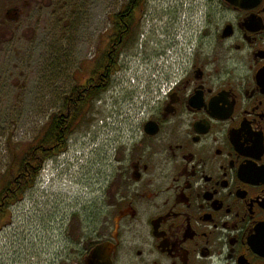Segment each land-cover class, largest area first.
Instances as JSON below:
<instances>
[{"label":"flooded vegetation","instance_id":"obj_1","mask_svg":"<svg viewBox=\"0 0 264 264\" xmlns=\"http://www.w3.org/2000/svg\"><path fill=\"white\" fill-rule=\"evenodd\" d=\"M43 3L0 0V54L33 42ZM129 4L91 59L115 77L137 64L140 85L109 114L99 225L59 264H264V0ZM158 84L168 95L143 105Z\"/></svg>","mask_w":264,"mask_h":264},{"label":"rangeland","instance_id":"obj_2","mask_svg":"<svg viewBox=\"0 0 264 264\" xmlns=\"http://www.w3.org/2000/svg\"><path fill=\"white\" fill-rule=\"evenodd\" d=\"M125 1L44 0L34 15L33 42L1 47L0 190L17 174L50 117L63 109L65 95L86 83L97 60L91 57L105 47L107 16ZM133 65L132 74L142 71ZM125 76H114L92 121L70 138L66 152L47 162L34 188L8 211L0 230V264H59L72 251V239L91 235L99 225L94 194L111 159L104 146L106 124L113 106L136 93ZM95 130L100 139L89 142Z\"/></svg>","mask_w":264,"mask_h":264},{"label":"trees","instance_id":"obj_3","mask_svg":"<svg viewBox=\"0 0 264 264\" xmlns=\"http://www.w3.org/2000/svg\"><path fill=\"white\" fill-rule=\"evenodd\" d=\"M146 1L130 0L129 8L146 6ZM129 22L133 25L137 21L131 18ZM106 60L107 57L97 64L84 85L75 86L65 95L63 109L50 117L42 136L22 157L17 174L0 190V201L8 200L9 205L19 203L36 185L46 161L65 152L70 138L92 121L95 101L112 79L113 68L107 67Z\"/></svg>","mask_w":264,"mask_h":264},{"label":"built area","instance_id":"obj_4","mask_svg":"<svg viewBox=\"0 0 264 264\" xmlns=\"http://www.w3.org/2000/svg\"><path fill=\"white\" fill-rule=\"evenodd\" d=\"M144 78V77H143ZM128 85L131 89H134L136 87H139L140 81L138 80V76L135 74H130V77L128 78ZM169 88L166 85H156L153 89H150L149 91H144L142 100L143 105L149 107L153 105L154 103L161 100L163 97L167 96L169 93Z\"/></svg>","mask_w":264,"mask_h":264},{"label":"bare ground","instance_id":"obj_5","mask_svg":"<svg viewBox=\"0 0 264 264\" xmlns=\"http://www.w3.org/2000/svg\"><path fill=\"white\" fill-rule=\"evenodd\" d=\"M102 122V121H101ZM70 147V146H69ZM43 173V172H42ZM43 177H45V176H43ZM47 179V178H46ZM49 179V178H48ZM50 180V179H49Z\"/></svg>","mask_w":264,"mask_h":264}]
</instances>
